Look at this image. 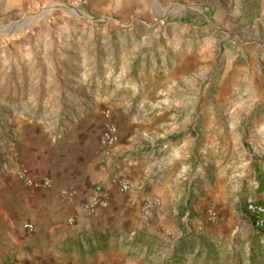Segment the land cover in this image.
I'll list each match as a JSON object with an SVG mask.
<instances>
[{
	"label": "rangeland",
	"instance_id": "rangeland-1",
	"mask_svg": "<svg viewBox=\"0 0 264 264\" xmlns=\"http://www.w3.org/2000/svg\"><path fill=\"white\" fill-rule=\"evenodd\" d=\"M54 3L98 20L57 8L26 23ZM182 5L206 16L185 8L158 19ZM18 21L20 34L0 32V169H33L16 148L22 124L58 135L89 114L103 146L109 122L118 142L136 135L137 153L163 134L183 144L186 173L234 188L221 191L227 210L250 197L255 173L264 178L252 154L264 143L250 136L264 119V0H0V31Z\"/></svg>",
	"mask_w": 264,
	"mask_h": 264
},
{
	"label": "crops",
	"instance_id": "crops-1",
	"mask_svg": "<svg viewBox=\"0 0 264 264\" xmlns=\"http://www.w3.org/2000/svg\"><path fill=\"white\" fill-rule=\"evenodd\" d=\"M84 119L80 128L64 123L58 135L30 121L17 128L16 148L33 168L29 175L48 178L50 186H27L11 165L0 169V264H264V231L245 212L248 201L264 203L255 171L250 197L237 194L227 210L221 195L234 188L200 184L194 178L204 173H186L190 167L179 164L183 144L163 134L153 149L137 153L130 132L106 147L96 119ZM259 124L251 140L264 143V119ZM252 154L264 164V152ZM226 166L232 177L240 165ZM114 180L133 189L120 192ZM97 186L108 204L87 214ZM153 197L161 206L147 218L142 204Z\"/></svg>",
	"mask_w": 264,
	"mask_h": 264
},
{
	"label": "built area",
	"instance_id": "built-area-1",
	"mask_svg": "<svg viewBox=\"0 0 264 264\" xmlns=\"http://www.w3.org/2000/svg\"><path fill=\"white\" fill-rule=\"evenodd\" d=\"M119 140L118 129L114 123L109 122L106 127V132L103 139L105 146H113ZM17 177L21 179L25 185L30 187H48L50 186V180L46 177L41 179H35L29 175L26 169H21L16 172ZM114 184L120 192H126L133 189V184L123 180H114ZM108 204V198L101 186L95 188L93 196L84 205V209L87 214H92L99 207L106 206ZM161 206V200L157 197L146 199L142 204L141 213L143 216L149 218L152 213ZM245 212L250 218L255 228L264 227V203L256 201H248L245 207ZM210 218L215 220L217 218L216 212L213 210L209 211ZM70 223L74 222V218L69 219ZM32 228V225L28 226Z\"/></svg>",
	"mask_w": 264,
	"mask_h": 264
},
{
	"label": "water",
	"instance_id": "water-1",
	"mask_svg": "<svg viewBox=\"0 0 264 264\" xmlns=\"http://www.w3.org/2000/svg\"><path fill=\"white\" fill-rule=\"evenodd\" d=\"M61 9L63 11H66L68 13H78L82 16H85V17H88L89 19L91 20H98L97 18H93V17H90L88 16L85 12H82V11H79V10H75V9H72L70 7H67L66 5L64 4H57V3H54V4H48L45 8H43L42 10L28 16L26 18V23H29L31 21H36L38 19H40L41 17H43L44 15L48 14L49 12H51L52 10H55V9ZM193 9V10H196L200 13H202L203 15H205V13L199 9L198 7H193V6H187V5H182L181 7H169V8H166V9H163V14H160L158 15V19H163L165 17V14L169 11H176V10H181V9ZM206 16V15H205ZM24 23V21H18V22H15L13 23V25L11 26H5L1 29V33L3 35H16V34H20L22 32V29L20 28L21 24Z\"/></svg>",
	"mask_w": 264,
	"mask_h": 264
},
{
	"label": "trees",
	"instance_id": "trees-1",
	"mask_svg": "<svg viewBox=\"0 0 264 264\" xmlns=\"http://www.w3.org/2000/svg\"><path fill=\"white\" fill-rule=\"evenodd\" d=\"M258 179L261 180L258 189L259 190H264V178H263V176H259ZM257 229L264 231V227L263 228H257Z\"/></svg>",
	"mask_w": 264,
	"mask_h": 264
}]
</instances>
